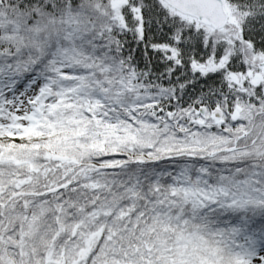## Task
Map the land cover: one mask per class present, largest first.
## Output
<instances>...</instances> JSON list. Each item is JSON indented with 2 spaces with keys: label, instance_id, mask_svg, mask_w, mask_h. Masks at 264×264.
<instances>
[{
  "label": "snow or ice",
  "instance_id": "snow-or-ice-1",
  "mask_svg": "<svg viewBox=\"0 0 264 264\" xmlns=\"http://www.w3.org/2000/svg\"><path fill=\"white\" fill-rule=\"evenodd\" d=\"M0 264H264V0H0Z\"/></svg>",
  "mask_w": 264,
  "mask_h": 264
}]
</instances>
